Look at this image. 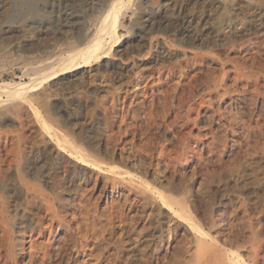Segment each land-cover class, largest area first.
Instances as JSON below:
<instances>
[{
    "label": "bare ground",
    "instance_id": "1",
    "mask_svg": "<svg viewBox=\"0 0 264 264\" xmlns=\"http://www.w3.org/2000/svg\"><path fill=\"white\" fill-rule=\"evenodd\" d=\"M80 1L86 7L93 0ZM101 1L98 15L87 27L82 26L83 36L76 45L59 46L35 60L33 55L27 68L30 81L3 83L2 87L15 98L19 89L89 66L91 61L96 68L115 67L121 73L132 59H146L151 66L161 62V66L181 55L175 64H165L156 75H150L130 117L124 115L129 120L118 129L132 139L138 136L140 142L153 138L151 145L123 139L126 144L117 151L111 146L110 152L112 131L105 133L108 140L103 144L101 138L85 134L87 131L79 141L77 132L75 138L70 137L74 133L67 135L50 124L48 112L32 108L38 126L49 134L51 149L44 155L30 151L17 160V144L9 148L11 153L15 151L11 157L14 183L5 185L6 195L0 196V264H159L172 252L180 255L183 248L176 245L183 239L174 244L178 235L183 242L185 236L190 238L194 249L188 255L193 264H257L262 256L259 247H251L250 259L245 260L234 246L237 241L229 234L235 223L228 228L220 222L213 235L196 218L201 210L206 215L203 221L216 225L218 216L212 217L208 199L213 192L211 183L231 184L246 196L264 185V0H254L252 5L247 0ZM52 3L32 0L31 12L41 15L43 21L32 18V33L42 23L43 30L51 27L46 14L52 13ZM7 4L0 1V9L11 8ZM67 11L61 16L66 22L74 18L73 11ZM3 15L13 18L10 9ZM126 16L131 26L129 34L122 36L119 29L125 26ZM172 24H176L177 48L173 38L152 34L172 28ZM158 116L170 121L164 119L166 126L160 120L157 124L154 118ZM96 125L107 124L104 120ZM156 134L161 141L156 138L153 145ZM104 144L107 150L101 154L98 148ZM215 169L218 176L214 179L210 172ZM246 200L243 206L249 203ZM243 206L244 210L249 205ZM256 235L252 231L251 237L256 239ZM175 259L179 264L180 259Z\"/></svg>",
    "mask_w": 264,
    "mask_h": 264
},
{
    "label": "rangeland",
    "instance_id": "2",
    "mask_svg": "<svg viewBox=\"0 0 264 264\" xmlns=\"http://www.w3.org/2000/svg\"><path fill=\"white\" fill-rule=\"evenodd\" d=\"M0 1H2V2L6 1V4L8 3L7 6H9L11 8H8V9L6 8V10H3V11L5 12V11L10 9L11 13H12V17H13L10 19L4 18L5 16L3 15V11H2V9H0V53H1L0 54V112H1L0 113V148H1L0 149V167H1L0 172H2L0 175V196L6 195V193H4L5 188H6L5 185L9 186L12 183H14V175H13L12 171H13V168L15 166V161H13L11 159V157L13 158V156H14L13 154L15 153V151H17V150L19 151V152L17 151L18 153L15 155L18 156L17 160H20L21 159L20 157L24 158L25 156L28 155V153H30V151H33L34 154H35V152L38 154L41 151V153L43 152V155H44L45 152H48L51 149V146H50L51 143L49 141V134L47 135V133L44 130H41L40 129L41 127L38 126L39 122L38 123L36 122V118H35L36 115L34 116V113H33L34 111L32 108L37 107L36 109H38L40 112H42V114L43 113L45 114L46 112H48V114L46 113L45 115H48V118L50 117L48 119L50 121V124L51 123L54 124V125H52V124L51 125L53 127L56 126L55 128L60 127V130L63 129L65 131V133H67V135L74 133V134L70 135V137L75 136V133L77 132L76 133L77 137L76 136L75 137L77 139L80 138L79 141H83V138L86 137L87 135H89L90 137H94L97 139L101 138L102 144H103V141L105 142V140H108V139H106L107 134L112 131V133H109V135H111V136L108 137V138H112V139H109L108 141L111 140L110 142L112 144H116V145L113 146L110 143H109L110 144L109 145L108 141H107L106 146L109 145L108 146L109 150L112 146L113 148H111V150L117 151L119 146H122L123 144H126V143H134L135 144L138 142V144H140L142 142L147 141L146 143H144L142 145H144V147H146L145 144H147L148 146L151 145L150 143L153 139L152 135H151L152 133H150V135H151L150 138H152V139H150L151 141H149L150 143L148 142L149 137L146 141L140 142L139 141L140 139L136 138L138 136L135 137L136 139L135 138L132 139L131 134H123L124 132H122L121 130L119 132L118 129L121 125L124 124V121L126 122L129 120V119L127 120V118L130 117L129 115L131 113V109H133L135 107L136 103H138L139 99L141 98L140 97L141 94L139 93V90L145 88V86H143V85H145L146 82L148 81V79H150V77H151L150 75H152V76L156 75L157 72H159V71H161V69H163V66L165 64L166 65L173 64V62L175 64L176 62H178V60L181 59L180 54H179L180 57L179 56L173 57L169 63H162V65H161L162 67L160 66L161 62H158L157 64H154L153 66H151L150 64L147 63L146 59L139 60V61L132 59V61H129L130 63L127 65L126 70L121 71V73H117V70H115V67H112V68L111 67L110 68H103V67L96 68L97 65L95 64V62L91 61V63L88 64L89 66H86L83 68H77L75 70H70V72L63 74V75L48 77V78H46L40 82L34 83V85L32 84L30 86L19 89L18 91L14 92V94L16 95L14 98V97H12V95H9L3 89V87H2L3 83L13 84V83H17V82H28V81H30V77L32 74L27 71V68L30 66L29 64H31L30 61L32 62V59L34 57L33 55H35V57L36 56L38 57V55L41 57V56L48 55L47 53L50 52L51 50L52 51L55 50L54 48L59 49L60 48L59 46H61V49H63L67 45H76L78 40L80 41L82 36H83V29L84 28H82V26L87 27L89 25V23L91 22V20L94 19L96 17V15H98V13H99L98 10H100L99 8L102 4V1L101 0H93L92 3H90V5L88 4L85 7L84 5H82V1H80V0H65V1H63V0H52L53 3L50 7V9H52L51 10L52 13L49 12L48 14H46L50 18V20H48V22H49V24H51V27L43 30L42 26L44 24L43 23L39 24L38 25L39 27H36L37 29L39 28V30L37 32H34V33L31 32V29L33 27H32V24H30V22L36 21V20L40 21V19H41V21L39 23H41L43 21H42L41 15H38L35 13L33 14L31 12L29 5H31L32 0H0ZM151 1L153 3H156V4L159 3L158 0H151ZM249 1L250 0H247L248 4H250V5L255 3L254 0H253V2L251 0L252 3ZM42 4H43V2L40 1L39 7H41ZM65 4H68V5L71 4V5H70V7H67V6L65 7ZM67 8L70 11H73L74 18L70 19L69 21L66 22L63 20V17H61V16H64V13L66 14V11L68 10ZM13 10H15V11H13ZM246 10L248 11V9H245V12H247ZM68 11H67V13H68ZM33 16L35 17V20H34ZM239 16H241V15L239 14ZM32 18H33V20H32ZM129 18H130L129 16H126L125 26H123L121 29H119V34L122 36L127 35V33L129 34V32H128L129 28L128 27L131 26V23H130L131 20H129ZM10 20H11V22H10ZM81 23H82V25H81ZM174 25H176V24H172L171 27L172 26L173 27L172 28L169 27V28L165 29V31L155 32V34L154 33H152V34L156 35V36H162L164 39L170 40V41L173 38L172 39L173 41H171V42L176 44L173 46L174 47L176 46V48H177L178 40H176V36L174 35L175 32H173L175 29ZM11 26H13V29ZM79 26H81V28H79ZM12 30H14V31H12ZM32 45H34V46H32ZM36 47H37V49H35ZM7 53H8V55H6ZM7 56H8V58H7ZM35 57H34V60L37 59V57L36 58ZM175 58L177 60H175ZM34 60H33V62H34ZM35 84H37V85H35ZM32 86H34V88ZM141 86H142V88H141ZM23 95H25V96H23ZM37 95H38V97H37ZM43 96H44V99H43ZM35 98H36V100H35ZM30 100H31V102H30ZM37 104H39V105H37ZM101 104H102V106L100 107ZM44 110H45V112H44ZM108 112H109V114H108ZM124 112H125V114H123ZM99 114H101V115H99ZM126 114L129 117L125 118L127 116ZM124 115H126V116H124ZM122 117H124L126 120L122 121V119H124ZM160 117L159 116H158V118L156 117L157 119L154 118L155 122L157 120L158 121L157 124L161 123V125H163V123H164V126H166L165 122L170 121V118L165 117L162 119V117L161 118ZM120 118H122L121 121H120ZM164 119L165 120L167 119V120L165 121ZM104 120L107 124V125H105V127H108V129L103 127L102 125L96 127L97 126L96 124L98 122H104ZM107 120H108V122H107ZM159 120H160V123H159ZM118 121H120V122H118ZM163 121H165V122H163ZM56 122H58V123H56ZM166 123H168V122H166ZM109 126H112V128L110 127V129H109ZM91 128H93V130H91ZM103 129L104 130L106 129V132ZM79 131H82V132L79 133ZM85 131H87V133H85ZM84 133L87 135H84ZM96 133L100 134V135H97ZM105 133H107V134H105ZM115 133H118V134H115ZM113 134H115V135H113ZM112 135L115 137L113 138ZM119 136H121L123 138L120 137L121 138L120 139ZM75 137H73V138H75ZM153 137L155 139V140H153L154 142H152L154 145V143H156L158 141V139L160 140V138H159V136H157V134L155 136L153 135ZM170 137L171 136H168L167 139H170ZM115 138L116 139L119 138L118 139L119 141L116 140ZM129 138H131L132 140L130 139L131 141H127V139L129 140ZM156 138H158V139H156ZM123 139L127 142L123 143V142H125ZM115 140L117 141V143L115 142ZM169 141H171V140H169ZM16 144H17L18 148L14 152L11 153L10 150L12 149V147L16 146ZM105 144L101 145V148H98L99 152L100 153L102 152L101 154H105V152L107 150L106 149L107 147L105 146ZM137 146H139V148H142L141 145H137ZM103 147H106V148H103ZM9 148H11V149L9 150ZM111 150H110V152H111ZM8 152H10V153H8ZM19 153H20V156H19ZM229 160H231V158H229ZM211 171H213V172H210V175L214 176L216 174L218 176V172H216V171H218V169L211 170ZM216 175H215L214 179L217 178ZM2 183H4V184H2ZM225 184H227V183H225ZM225 184L224 183L222 184V182L217 183V184H216V182L210 184V187H211L210 191L213 188V192L211 191L212 193L208 194L209 195L208 199H209L210 204H211L210 211H211L212 217L214 216V218H216V216H218L216 219H214L215 221L217 220L216 225L210 226L206 222V220L203 221V219H205V218L202 219V216L205 214H204V212L202 213L201 210L197 211L198 215L197 214L196 215L198 217L195 216V217H197L196 219H198V222L201 223V226L203 227V229H205L206 231L210 232L213 235H214V230L217 232V230L219 229L217 227L227 226L228 228H231L233 226V224L235 223L237 226L235 227V224H234L233 228L235 227V229L231 228V231L232 230L233 231L230 232L229 235H232L230 237H232L233 242L237 241L236 243L238 245L235 244L234 246H236V249L241 254V257L242 258L244 257L243 259L246 258L245 260H249L250 259L249 251L251 252L253 250L252 248H256V246H257V248L259 247L258 251H259V254L262 255L261 257H264V216H263L264 210L261 211V208L264 207V185L255 187L256 189L254 188V190H252L253 192L247 194L248 196H246V195H240L241 193L238 192L237 189L234 186H232L231 184H228L226 186H225ZM223 186H224V188H223ZM216 188H218V189H216ZM233 188L236 189V192ZM216 192H217V194H216ZM212 196L214 198H211ZM246 197H248L250 199V201ZM244 199L245 200L247 199L246 203L247 202H249V203H247V205L244 204V206H243L242 203L243 202L245 203ZM252 199H254V200H252ZM257 199L261 203H257L256 202V201H258ZM252 202L256 203V205L254 204L255 206H253ZM240 205L243 206L244 208H245V206H248V205L250 206V207L248 206L249 208L247 207L244 209V210H247L244 212L245 214L243 213L244 210L242 207H240ZM260 206H262V207L260 208ZM259 208H260V211L262 213L259 211ZM241 210H243V211H241ZM218 211H220V212H218ZM232 212H234V214ZM242 218H243V220H242ZM220 222L224 225L221 224V226H220ZM231 222H233V223H231ZM205 223H207V224H205ZM218 223H219V226H218ZM229 223H230V225H229L230 227L228 226ZM244 224H246V226H244ZM208 225H209L210 230L208 229ZM242 226H244L248 229L243 228ZM237 228H238V230H237ZM234 231H236V232L233 233ZM252 231L257 234L256 235L257 237L256 236L255 237L258 240H256L254 237H251ZM215 235H216V233H215ZM186 237H187V239L184 242H186V243L188 242L189 243V245L187 244L188 246L186 245V243L183 242L184 238L182 235H178L174 241L175 245H176V243L179 244L182 242L181 243L182 245L179 244L180 246L176 245V247L177 248L179 247V249L182 247L183 248V249L181 248L182 251L181 250H179V251L181 253H183V251H185L184 255L182 254V256H180L181 253L179 255L178 253L172 252L173 253V254L171 253L172 257H170L171 256L170 254H168L167 256H164L166 259L164 257H162L161 262H159V264L160 263L161 264H172V263L177 264L175 257H177L178 260L180 259L178 262L179 264L182 262L187 263V264H193L195 261L192 260L191 258H189L190 257L189 255L191 252H193L192 249H194V248H191L192 244H190V241H188V240H190V238H188V236H185V238ZM181 238L183 239L182 241L180 240L179 243L176 242L178 239H181ZM222 238H224V237H222ZM252 238L254 239V242H255L254 245L250 242V241H252ZM249 239H251V240L249 241ZM245 240H247V241H245ZM258 244H259V246H258ZM189 246H190V248H189ZM176 247L174 248L175 250L177 249ZM174 249H173V251H174ZM187 250H190V251H187ZM174 253L176 255H178L179 258L176 255L173 256ZM185 253H186V255H185ZM121 255H123V258L126 257L125 253H122ZM124 255H125V257H124ZM184 256L185 257L187 256L186 257L187 259ZM260 258H259V262H257V264H262V262H264V258L263 259L262 258L260 259ZM167 259H168V261H167ZM189 259H191L192 261ZM184 260H187V261L184 262ZM188 260L191 261V263H189Z\"/></svg>",
    "mask_w": 264,
    "mask_h": 264
}]
</instances>
